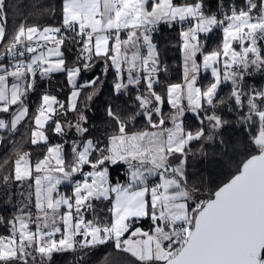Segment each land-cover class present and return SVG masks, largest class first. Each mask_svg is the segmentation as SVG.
I'll return each instance as SVG.
<instances>
[{
    "label": "snow or ice",
    "instance_id": "6c2138e0",
    "mask_svg": "<svg viewBox=\"0 0 264 264\" xmlns=\"http://www.w3.org/2000/svg\"><path fill=\"white\" fill-rule=\"evenodd\" d=\"M10 11L0 0V142L15 143L24 128L28 144L44 151L0 160V207L11 209L0 214V264H53L54 254L86 256L99 246L130 264H264V84L246 83L264 79V0H216L215 12L207 0H62L58 25L25 19L12 28ZM161 26L178 29L182 53V80L163 93L156 90L167 73ZM214 31L220 43L208 50ZM66 51L76 53L71 63ZM100 65V76L83 80ZM202 72L210 74L207 85ZM109 73L113 94L133 103L129 111L107 104L104 131L113 134L95 135L89 101ZM56 74L71 86L68 97L46 90L33 114L38 81ZM224 107L251 150L203 200L190 162L208 159L207 147L228 154ZM139 119L146 127L133 130ZM116 166L123 181L111 175Z\"/></svg>",
    "mask_w": 264,
    "mask_h": 264
},
{
    "label": "trees",
    "instance_id": "16d2710c",
    "mask_svg": "<svg viewBox=\"0 0 264 264\" xmlns=\"http://www.w3.org/2000/svg\"><path fill=\"white\" fill-rule=\"evenodd\" d=\"M8 2L11 8L8 19L9 28L17 26L25 19L29 22H39L41 24L50 25H58L60 22V7L62 0H8ZM207 2L211 10L215 12L216 0H207ZM41 3L45 5L43 8L37 9L34 7V5ZM53 9H55L54 12ZM220 38V32L214 31L207 40L208 50L215 48L220 43ZM156 39L159 41L161 60L167 65V73L159 77L160 84L156 89L158 92L163 93L167 84L178 83L182 80V53L177 46L180 40L178 29L174 28L169 30L167 27L161 26V31ZM71 47L72 45L70 44L66 45V49ZM75 54V51H66L69 63L72 62ZM102 67L103 65H100L96 67L94 71L84 74L85 79L100 76ZM210 80V74H201L200 83L202 85H207ZM113 82L114 77L109 73L106 81L99 85V95L94 98V102L89 101L91 109L88 115L92 118V125L97 129L95 135L103 136L113 134L111 131H104L109 127L110 123L105 120V108L107 104H112L118 109L129 111L128 105L133 103V100L126 95H120L119 98H117L113 94ZM246 83L259 87L264 84V79H261L257 74L254 78L248 79ZM70 87L71 86L67 84L63 74H56L50 81H38L36 92L30 96L33 114L35 113L36 105L39 103L41 93L48 90L57 95L59 99L65 100L69 95ZM91 90L92 89H89V91ZM230 91L231 87L229 84L222 85L220 96L227 100ZM132 95L134 96L135 93ZM83 102L84 100L81 98V105H83ZM163 111L166 115L170 111L167 104H165ZM221 114L224 119L231 121V126L223 130L224 138L230 140L228 154L223 155L214 147H207L205 151L209 153L208 159L201 161L197 158L190 162L194 165L190 167V172L197 173L192 179L196 182L201 192H214L219 186H222L228 181L236 174V170L240 166L241 161L246 159L248 152L251 150L246 139L245 131L235 123L236 114L230 112L228 107H224ZM184 122L187 128L194 131L199 127L191 113L186 114ZM144 127H146L145 122L139 119L133 130H141ZM0 135H4V133L0 132ZM53 142H57L55 138H53ZM192 147L195 150L198 149L199 145L193 144ZM21 149L24 151H31L33 159L40 157V154L44 151L42 147H33L28 144V133L22 128L20 133L15 137V143H13L10 138H6L4 141L0 142V160L7 157L14 158L16 153ZM3 174H6V171L3 167H0V175ZM111 175L113 178H119L121 181L124 180V168L122 166L114 167L111 169ZM63 188L67 190L66 185H62L61 189ZM100 207L102 208L103 206ZM10 212L11 209L9 207H0V214L8 216ZM2 232L3 230L0 229V233ZM106 257L113 258L115 264H130V259L128 257L121 256L118 252H114L113 248L106 246H99L92 249L86 256L79 251L75 253L70 252L68 254H54L53 264H77V261L82 260L87 261V264H103Z\"/></svg>",
    "mask_w": 264,
    "mask_h": 264
},
{
    "label": "rangeland",
    "instance_id": "374dc122",
    "mask_svg": "<svg viewBox=\"0 0 264 264\" xmlns=\"http://www.w3.org/2000/svg\"><path fill=\"white\" fill-rule=\"evenodd\" d=\"M204 72H202L201 74H203ZM83 80H89V79H85V76L83 75ZM99 89H100V86L98 85L97 86V90L99 91ZM91 91H93V90H91ZM91 91H89V92H91ZM86 95H87V93H85ZM33 95V94H32ZM199 148V147H198ZM61 191H63V192H68V190H66V189H61ZM205 192V191H204ZM204 192H201L200 191V199H203V200H206V194L204 193Z\"/></svg>",
    "mask_w": 264,
    "mask_h": 264
},
{
    "label": "water",
    "instance_id": "95a60500",
    "mask_svg": "<svg viewBox=\"0 0 264 264\" xmlns=\"http://www.w3.org/2000/svg\"><path fill=\"white\" fill-rule=\"evenodd\" d=\"M227 182V181H226ZM225 182V183H226ZM215 192V191H214ZM214 192H208V191H206V192H204L206 195H207V199H209V198H211V196L214 194Z\"/></svg>",
    "mask_w": 264,
    "mask_h": 264
},
{
    "label": "crops",
    "instance_id": "0c3cea01",
    "mask_svg": "<svg viewBox=\"0 0 264 264\" xmlns=\"http://www.w3.org/2000/svg\"><path fill=\"white\" fill-rule=\"evenodd\" d=\"M123 181V180H122ZM67 190H69L70 191V189L67 187Z\"/></svg>",
    "mask_w": 264,
    "mask_h": 264
},
{
    "label": "bare ground",
    "instance_id": "6f19581e",
    "mask_svg": "<svg viewBox=\"0 0 264 264\" xmlns=\"http://www.w3.org/2000/svg\"><path fill=\"white\" fill-rule=\"evenodd\" d=\"M48 91V90H47ZM53 92H55V91H53ZM53 94V93H52Z\"/></svg>",
    "mask_w": 264,
    "mask_h": 264
}]
</instances>
